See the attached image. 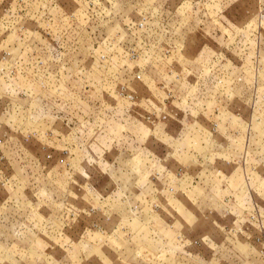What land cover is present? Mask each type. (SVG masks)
<instances>
[{
	"label": "rangeland",
	"instance_id": "1",
	"mask_svg": "<svg viewBox=\"0 0 264 264\" xmlns=\"http://www.w3.org/2000/svg\"><path fill=\"white\" fill-rule=\"evenodd\" d=\"M0 264H264V0H0Z\"/></svg>",
	"mask_w": 264,
	"mask_h": 264
}]
</instances>
